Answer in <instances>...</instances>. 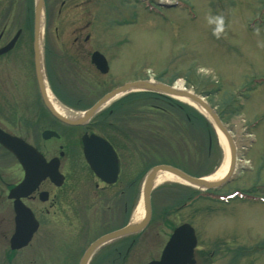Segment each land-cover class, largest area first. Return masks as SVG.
Here are the masks:
<instances>
[{
  "label": "rangeland",
  "instance_id": "374dc122",
  "mask_svg": "<svg viewBox=\"0 0 264 264\" xmlns=\"http://www.w3.org/2000/svg\"><path fill=\"white\" fill-rule=\"evenodd\" d=\"M174 1L177 0L147 3ZM115 2L123 8L120 0ZM147 3L131 0L126 14L122 8L117 9L116 16L110 13L112 18L106 20L48 21L45 43L72 44V32L83 28L84 35L95 38L91 47L105 50L112 44L117 50L115 58L119 61L112 65V81L123 83L137 75L145 77L144 74L169 85L181 79L188 90L206 99L231 132L237 148V165L231 182L214 189L215 193L201 194V199L190 207L184 204L200 189L176 181L156 186L151 199L152 222L138 236V241L132 242L128 264L158 260L173 230L184 223L191 224L196 231V252L203 251L209 259L198 256L197 264H264V203H259L257 194L251 192L255 185L264 186V0H182V8L164 9L162 17L148 11ZM122 18L130 25L119 29L113 24ZM87 23L92 24V29L86 28ZM29 38L26 35L21 39L18 59L30 50ZM121 41L125 44H119ZM21 71V80L31 82V64L26 63ZM98 82L102 85L101 80ZM29 89H23V93L14 89L15 94H22L16 100L0 84V109L14 110L8 113L13 122L10 130L51 159L57 155L60 143L41 139L45 128L33 124L36 116L29 111L34 102L33 87ZM137 94H132L129 112L111 118L101 113L92 126L113 141L122 136L118 149L123 177L118 187L122 192L130 185L126 198L122 199L129 202L128 222L134 220L145 176L152 167L165 164L190 176L207 178L224 160L218 132L200 110L182 101H177L178 108L170 102H175L174 99ZM111 125L116 130L112 131ZM2 161L0 190L5 191L7 184L17 181L21 171L13 168L14 162L17 164L13 158L3 157ZM76 170L86 173L78 164ZM261 189L256 188L258 192ZM65 191L60 189L58 195L63 197ZM209 198L221 202L207 201ZM8 208L0 197L2 264H8L5 255L13 233ZM88 209L81 214L86 227L84 234H76L74 243L62 233L65 226L62 216L51 215L50 227L45 222L33 243L18 252L13 264H76L103 228L122 223L117 211L113 216L101 208L99 216H95L92 208Z\"/></svg>",
  "mask_w": 264,
  "mask_h": 264
},
{
  "label": "flooded vegetation",
  "instance_id": "af4514ba",
  "mask_svg": "<svg viewBox=\"0 0 264 264\" xmlns=\"http://www.w3.org/2000/svg\"><path fill=\"white\" fill-rule=\"evenodd\" d=\"M36 1L37 0H0V51L9 48L13 44L8 51L0 55V84L4 88L6 87L11 95H14L13 98L16 100H18L19 94L23 93V89L26 90L27 88V90H30L29 88L33 87L34 102L29 106V111L32 113V116H36L33 124L37 123L39 127L45 128L43 132H56L59 137L53 138L50 141L60 143L57 155L53 156L51 159L47 158L44 153L39 151L47 161L55 158L59 159L60 172L63 170L61 174L64 180L60 188H57L50 179L42 181L38 189L28 197L22 198L21 202L33 213L35 219L39 223V229L35 233L31 243L35 240L39 230L45 222H47L48 227H50V222L53 220L52 216L57 213H59L64 220L65 226L62 227V233L65 234L68 240L73 242V238H75L74 236L76 234L79 236L84 234V228L86 227L84 218L81 215L84 210L88 211V208H92L95 212V216H99L101 208L103 211L106 210L107 213L113 214V216L117 211L118 220L122 219V221H120L122 223L118 227L103 228V230L97 234L98 236L89 244L90 246L101 237L122 229L131 222H128V220H130L129 214L131 213L128 208L129 202L127 200L123 202L122 200L126 198V191L129 190L130 185H127L122 192L118 187L123 177L122 158L118 149V145L121 147L120 138L122 136H119L116 141H113L111 138L97 133L92 126L96 124L94 120L101 113L103 114L101 116L111 118L117 114L121 116L129 112L132 96L128 94L113 100L101 109L93 120L85 125H66L53 117L43 100L41 87L38 83L35 71V32L33 21L35 19ZM120 1L123 8L116 6L115 0H43L44 38L42 59L45 89L48 92L47 94H50L64 109L76 116V118L71 119H77L83 113L90 110L105 95L122 87L126 83L146 81L149 79L146 76L137 75L132 81L123 83L112 81V65L119 61L115 58L117 50L114 49L112 44L108 45V49L106 48L105 50L91 47L90 44L94 42L95 38L90 35H84L86 30L84 31L83 28H78L72 32V44L46 45L45 35L47 31V22L71 19L91 22L102 20L103 18L106 20L107 17L110 19L112 18L110 13L116 16L117 9L122 8L125 10L124 14L127 13L126 7L130 4V1ZM127 1H129V3ZM117 15L120 17V13ZM91 25V23H87L86 28L90 29L92 27ZM113 25L115 26V23ZM121 28L124 27L121 26ZM20 32L21 35L19 34ZM55 33H58V28L55 30ZM26 35L30 37V44H28L30 50L21 55L22 58L19 57L18 59L17 50L19 49L21 39ZM17 36L19 37L16 40ZM121 46L122 45H119V48ZM96 53L100 54L103 57L102 59L105 58L106 60L107 65L104 64V60H102L100 64V68H106L107 70L104 73L99 68V65L95 64L93 61V57ZM26 59H28L29 62H26ZM26 63L31 64L32 81L25 83L21 80L20 74L22 72V66H26ZM99 80L102 81V85L98 82ZM14 89L21 90V93L17 92L15 94ZM13 111L14 110L6 108L3 110L0 109V117L4 118L0 120V130L12 137H19L14 135L10 130V127L13 126V122L9 120L8 113ZM52 123L55 124V126H52ZM46 126H48V129H46ZM109 127L112 131L116 130L112 125ZM95 128H97V126H95ZM93 135L107 141L117 153L119 174L117 182L114 185H110L95 176L85 161L83 139L84 137ZM24 141L32 145L28 141ZM3 157L13 158L17 162V164H15V162L14 164L12 163L14 166L13 168L16 170L19 168L21 171V174H18V179L14 184H7L5 191L0 190V197L4 202L6 201L9 206V225L13 227V236L16 231L17 216L14 209L15 201L9 199V194L13 188L19 186L23 182L25 173L14 156L0 145V165L3 164ZM77 164L81 165L86 173H80L78 171L79 169L74 171ZM2 177L3 176L0 174V181L3 180ZM63 188L66 189V191L63 192L62 197L58 195V191ZM91 190L93 191V195ZM115 193L117 194V198L114 195ZM114 206H118L119 208L116 209ZM66 223L69 226H67ZM136 240L138 241V237L133 238L132 236H127L103 245L98 252L93 255L89 264L94 263L95 257L97 259L94 264H128L132 251V242ZM10 241L11 238L9 240V246ZM9 248L10 249L5 255V259L8 261V264H13L20 251H13L11 247ZM97 255H99V257ZM82 256L76 264H79ZM196 258H198V254ZM0 264L2 263L0 262Z\"/></svg>",
  "mask_w": 264,
  "mask_h": 264
},
{
  "label": "water",
  "instance_id": "95a60500",
  "mask_svg": "<svg viewBox=\"0 0 264 264\" xmlns=\"http://www.w3.org/2000/svg\"><path fill=\"white\" fill-rule=\"evenodd\" d=\"M43 11V0H37L34 19L35 71L38 83L41 87L43 100L52 115L57 120L71 126L84 125L89 122L109 101L118 95L130 92L146 91L170 97H185L193 104L197 105L200 109L204 110L212 125L224 136L229 148V172L226 178L219 182H208L205 178H195L187 175L179 169L167 165H159L151 169L146 176L143 186L144 217L141 221L135 222L125 229L109 234L93 244L86 252L80 263L88 264L92 254L100 245L120 237L137 234L149 225L152 218L151 194L155 187V181L160 173H169L180 181L201 189L212 190L220 188L229 181L231 175H233L235 171L237 149L230 131L227 130L215 110H213L211 106L204 101V98L199 97L196 94L177 90L162 83L141 81L126 84L122 88L107 94L95 106L77 119H70L59 114V112H57L53 107L44 84L42 63ZM18 37L19 36H17L16 40ZM11 46L3 51H0V55L8 51ZM93 58L95 64L99 65L100 68L102 57L99 54H95ZM100 69L103 73L107 71L106 68ZM52 137H58V135L49 131L43 134V138L45 140L51 139ZM0 144L15 156L25 172L23 182L16 188L12 189L9 195V199H15V212L17 215L16 233L11 239V249L21 250L29 245L34 234L38 230L39 225L32 212L22 205L20 199L31 195L39 187L41 182L47 178H50V180L58 187L63 184L64 178L59 172V159H53L50 162H47L37 149L28 145L22 139L12 137L0 130ZM83 144L85 158L95 175L108 184L116 183L119 167L117 155L113 148L106 141L95 135L91 137H84ZM196 247L197 238L194 229L190 225L184 224L174 231L162 253L161 259L149 264H196L194 256Z\"/></svg>",
  "mask_w": 264,
  "mask_h": 264
},
{
  "label": "bare ground",
  "instance_id": "6f19581e",
  "mask_svg": "<svg viewBox=\"0 0 264 264\" xmlns=\"http://www.w3.org/2000/svg\"><path fill=\"white\" fill-rule=\"evenodd\" d=\"M19 34L21 35V32ZM177 88L179 90H182V91L185 90V91L190 92V90H187L184 87H182L181 83H179V87H177ZM48 95H49V98L51 100V103L53 104V106L55 107L57 112H59V114H61L62 116H67L70 119L76 118L75 115H72V113L68 112L57 101H55L50 94H48ZM174 98H176L177 100L182 101V102H184L190 106H193L196 109L200 110L201 112L205 113L203 109H200L197 105L193 104L191 101H189L185 97H174ZM217 132H218V136H219L221 145L224 149V160H223V163L221 164V166L218 168V170L214 174H212L211 176L206 178V180L208 182H219V181L223 180L224 178H226V176L229 172V167H230V155H229L228 144H227L224 136L222 135V133L219 130H217ZM232 176H234V175H231V177ZM168 181H176L178 183H182L177 178H175L173 175H171L169 173H160L158 175L156 181H155V186H159V185L164 184L165 182H168ZM193 188H195V187H193ZM201 192H205V191L202 190ZM143 217H144V211H143L142 204L140 203L137 207L136 212H135L134 221L139 222L140 220H142Z\"/></svg>",
  "mask_w": 264,
  "mask_h": 264
},
{
  "label": "trees",
  "instance_id": "16d2710c",
  "mask_svg": "<svg viewBox=\"0 0 264 264\" xmlns=\"http://www.w3.org/2000/svg\"><path fill=\"white\" fill-rule=\"evenodd\" d=\"M149 95H152L151 97H153V99H154V98H156V99H160V100H166V99H168V98H165V97H160V96L155 95V94H149ZM159 97H160V98H159ZM170 102L173 103V104H175L176 107H178V108L180 107L178 102H174V101H172V100H170Z\"/></svg>",
  "mask_w": 264,
  "mask_h": 264
}]
</instances>
